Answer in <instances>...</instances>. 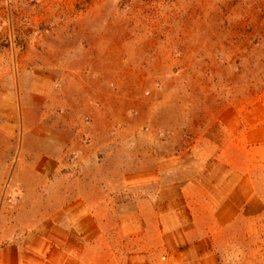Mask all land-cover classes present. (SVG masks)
Wrapping results in <instances>:
<instances>
[{
    "label": "rangeland",
    "instance_id": "obj_1",
    "mask_svg": "<svg viewBox=\"0 0 264 264\" xmlns=\"http://www.w3.org/2000/svg\"><path fill=\"white\" fill-rule=\"evenodd\" d=\"M84 171L118 222L243 206L215 248L264 264V0H0V200L61 206Z\"/></svg>",
    "mask_w": 264,
    "mask_h": 264
},
{
    "label": "crops",
    "instance_id": "obj_2",
    "mask_svg": "<svg viewBox=\"0 0 264 264\" xmlns=\"http://www.w3.org/2000/svg\"><path fill=\"white\" fill-rule=\"evenodd\" d=\"M69 180L77 187L68 189L69 200L61 206L37 204L32 200L36 188L26 189L12 204L0 200V264H223L214 229L239 225L244 208L210 206L214 221L205 226L209 231L193 237V225L174 220L171 226L159 211L156 220L130 211L118 222L119 207L112 200L103 205L97 176L84 171ZM219 215L222 222L215 220ZM169 232L179 240L167 255Z\"/></svg>",
    "mask_w": 264,
    "mask_h": 264
}]
</instances>
